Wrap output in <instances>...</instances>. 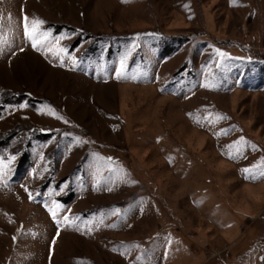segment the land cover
Listing matches in <instances>:
<instances>
[{"label": "rangeland", "instance_id": "rangeland-1", "mask_svg": "<svg viewBox=\"0 0 264 264\" xmlns=\"http://www.w3.org/2000/svg\"><path fill=\"white\" fill-rule=\"evenodd\" d=\"M0 264H264V0H0Z\"/></svg>", "mask_w": 264, "mask_h": 264}, {"label": "snow or ice", "instance_id": "snow-or-ice-1", "mask_svg": "<svg viewBox=\"0 0 264 264\" xmlns=\"http://www.w3.org/2000/svg\"><path fill=\"white\" fill-rule=\"evenodd\" d=\"M43 23V21H36V22H34V25L35 24H42ZM25 27H26V30H27V24L25 25ZM26 34L30 37V38H32L33 39V44H34V46L38 43V41L36 40V28H35V26L33 27V29L31 30V31H26ZM217 52L219 53V55L220 56H225V55H227L226 53H220L219 52V50H217Z\"/></svg>", "mask_w": 264, "mask_h": 264}]
</instances>
